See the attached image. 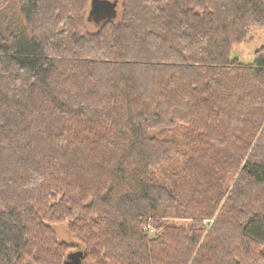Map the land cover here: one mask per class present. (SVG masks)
<instances>
[{"label": "trees", "instance_id": "obj_1", "mask_svg": "<svg viewBox=\"0 0 264 264\" xmlns=\"http://www.w3.org/2000/svg\"><path fill=\"white\" fill-rule=\"evenodd\" d=\"M89 7L0 0V264H264V46L230 57L264 0H122L93 32Z\"/></svg>", "mask_w": 264, "mask_h": 264}, {"label": "rangeland", "instance_id": "obj_2", "mask_svg": "<svg viewBox=\"0 0 264 264\" xmlns=\"http://www.w3.org/2000/svg\"><path fill=\"white\" fill-rule=\"evenodd\" d=\"M116 11H117V15L114 18L115 22H117L120 19V14L122 11V0H117ZM101 23L102 22H100L98 25H100ZM98 25H95L92 21L90 22L85 21L86 30H88L89 32L95 31ZM263 46H264V27L250 28L247 32L245 41H243L240 44L234 45L232 47L230 57L231 59H237L242 65L249 66L254 61L255 52ZM183 130L184 128H177V129L173 128L156 133L157 138L159 139L175 140L176 147L172 152L171 157L168 159L166 163H162L157 168L152 169L150 171L154 183L169 188L171 182L175 180L176 173L180 170L181 164L187 161V159L190 157L191 154L190 149L187 148L185 144H183L181 138ZM15 172L21 174L24 173L25 171L23 169H18L15 170ZM163 213H164L163 208L157 207L151 211V216L155 217L156 219L157 218L160 219ZM67 221L51 224L50 227L55 232L56 238L59 242L72 245L73 241L69 234ZM72 262L74 263V258H72Z\"/></svg>", "mask_w": 264, "mask_h": 264}, {"label": "water", "instance_id": "obj_3", "mask_svg": "<svg viewBox=\"0 0 264 264\" xmlns=\"http://www.w3.org/2000/svg\"><path fill=\"white\" fill-rule=\"evenodd\" d=\"M117 0H90V7L87 13V21H92L95 25L106 20H112L116 17ZM76 253L72 254L70 263L77 264ZM74 258V263L72 262Z\"/></svg>", "mask_w": 264, "mask_h": 264}, {"label": "bare ground", "instance_id": "obj_4", "mask_svg": "<svg viewBox=\"0 0 264 264\" xmlns=\"http://www.w3.org/2000/svg\"><path fill=\"white\" fill-rule=\"evenodd\" d=\"M250 37V36H249ZM250 39V38H249Z\"/></svg>", "mask_w": 264, "mask_h": 264}]
</instances>
